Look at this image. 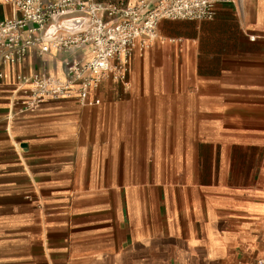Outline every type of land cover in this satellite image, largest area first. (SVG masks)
I'll list each match as a JSON object with an SVG mask.
<instances>
[{"label": "crops", "instance_id": "crops-1", "mask_svg": "<svg viewBox=\"0 0 264 264\" xmlns=\"http://www.w3.org/2000/svg\"><path fill=\"white\" fill-rule=\"evenodd\" d=\"M216 9L163 20L128 83L103 77L86 104L28 105L17 80L64 78L66 53L0 58V264H254L264 253V0ZM12 14L0 0V21Z\"/></svg>", "mask_w": 264, "mask_h": 264}, {"label": "built area", "instance_id": "built-area-1", "mask_svg": "<svg viewBox=\"0 0 264 264\" xmlns=\"http://www.w3.org/2000/svg\"><path fill=\"white\" fill-rule=\"evenodd\" d=\"M6 1L13 14L0 21L4 63H18L34 49L44 53L54 47L67 54L64 78L40 73L17 77L19 83L30 84L28 105L35 106L62 97L86 104L103 77L127 84L136 51L150 48L163 20H213L217 4L231 0ZM87 47L92 57L84 60L79 52ZM254 264H264V253Z\"/></svg>", "mask_w": 264, "mask_h": 264}]
</instances>
